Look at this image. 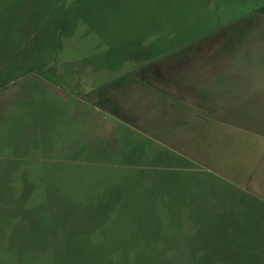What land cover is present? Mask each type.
I'll return each mask as SVG.
<instances>
[{"label": "rangeland", "instance_id": "obj_1", "mask_svg": "<svg viewBox=\"0 0 264 264\" xmlns=\"http://www.w3.org/2000/svg\"><path fill=\"white\" fill-rule=\"evenodd\" d=\"M26 4L0 0V264H205L184 240L200 248L219 233L205 203L219 206L229 185L219 128L130 131L99 118L28 70ZM228 11V24L249 12ZM226 132L240 151L242 131Z\"/></svg>", "mask_w": 264, "mask_h": 264}, {"label": "crops", "instance_id": "obj_2", "mask_svg": "<svg viewBox=\"0 0 264 264\" xmlns=\"http://www.w3.org/2000/svg\"><path fill=\"white\" fill-rule=\"evenodd\" d=\"M226 9L219 0H27L21 24L28 70L117 129L219 128L229 185L219 206L205 202L218 207L219 233L200 248L184 241L205 264H264V5L230 24ZM229 127L244 137L236 153Z\"/></svg>", "mask_w": 264, "mask_h": 264}, {"label": "trees", "instance_id": "obj_3", "mask_svg": "<svg viewBox=\"0 0 264 264\" xmlns=\"http://www.w3.org/2000/svg\"><path fill=\"white\" fill-rule=\"evenodd\" d=\"M221 3L226 2V5L228 7V10L233 12L234 16L235 15H241L243 14V12H247L253 8H257L260 7L262 5H264V1L263 0H219ZM223 9V8H221ZM232 16V17H234ZM223 20V19H222ZM224 21V20H223ZM24 27L25 24H21ZM8 76H3V79H8Z\"/></svg>", "mask_w": 264, "mask_h": 264}]
</instances>
